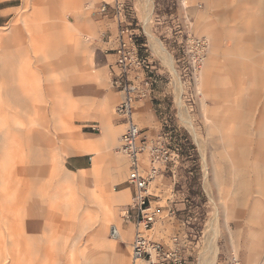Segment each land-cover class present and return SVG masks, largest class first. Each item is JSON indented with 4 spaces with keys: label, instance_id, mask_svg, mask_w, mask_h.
Listing matches in <instances>:
<instances>
[{
    "label": "rangeland",
    "instance_id": "rangeland-1",
    "mask_svg": "<svg viewBox=\"0 0 264 264\" xmlns=\"http://www.w3.org/2000/svg\"><path fill=\"white\" fill-rule=\"evenodd\" d=\"M103 2L0 0V264H130ZM126 11L163 73L135 114L170 152L149 185L153 238L188 232L192 264H264V0H126ZM194 40L206 44L198 66ZM77 146L84 171L67 163ZM111 224L129 235L111 238Z\"/></svg>",
    "mask_w": 264,
    "mask_h": 264
},
{
    "label": "built area",
    "instance_id": "built-area-1",
    "mask_svg": "<svg viewBox=\"0 0 264 264\" xmlns=\"http://www.w3.org/2000/svg\"><path fill=\"white\" fill-rule=\"evenodd\" d=\"M179 1L188 4V0ZM97 12L111 19L116 26L112 39L114 48L111 50L110 86L122 93V98L115 106V114L125 124L119 136L118 149L126 159V183L132 188L131 201L121 214L124 220L133 224L130 264H186L185 235L171 234L167 240L152 236L159 216L150 200L149 185L159 174L160 165L170 160V152L160 136L147 134L133 117L135 102L147 98L152 89V66L138 53L136 33L131 28L126 0L103 2ZM109 36L104 37L109 40ZM194 41L197 45L194 61L198 66L203 60L206 44L200 40ZM167 211L170 218L175 217L173 209Z\"/></svg>",
    "mask_w": 264,
    "mask_h": 264
},
{
    "label": "crops",
    "instance_id": "crops-1",
    "mask_svg": "<svg viewBox=\"0 0 264 264\" xmlns=\"http://www.w3.org/2000/svg\"><path fill=\"white\" fill-rule=\"evenodd\" d=\"M103 25L105 26V28L103 30L105 32V37H108L110 35L109 36V40H106L105 37L103 38L104 39L103 40V44L105 46L104 52H106V55L107 56H110L111 57V61L107 63V67H108V70H109V76H110V69H112V61H113V58H112L113 54L111 53V50L114 48V42L112 41V39H113V36H114V34L116 32V26L112 22L111 19L104 20V24ZM153 69L154 68H152L151 72L154 75L152 74L151 80H152V82H154L155 85L152 84V89L150 90L149 96L147 98H145L143 100H140V101H136L135 102V105H134L133 117H134V119H135V121H136L137 124H138V122H137V119L135 117V114L137 112V103H139V102H142V103H144V102H150L152 96L155 97L156 94H159L157 88H159V86H160V83L159 82H160L161 77L163 76V73L160 72L159 68H157L156 73L154 72L155 70H153ZM158 73H159V76H158ZM109 84H110V81H109ZM115 92L118 94V97H119L118 98V101H119L120 98H122V93H120L119 91H115ZM122 125L125 127L124 122L121 120V126ZM141 129L144 130L143 128H141ZM144 131L146 133H150L149 130H144ZM77 148L79 149L78 146H77ZM81 152H82L81 149H79V151H76L75 153H73L70 156H68L67 163L69 164L70 168L75 169L77 171H84L87 168L88 160L84 157L83 154H79ZM83 153H87L88 154L89 152H83ZM90 163L92 165V159L90 160ZM90 169H92V166L90 167ZM126 178H127V176H126ZM123 182L125 183L126 187H125V189H123L121 191V195L123 197H127L126 195H130V201H131L132 188L126 183V179ZM115 226L118 229H120L119 226H117V225H115ZM125 226L128 227V225H125ZM129 233L130 232H127L128 235H129ZM176 233H179L181 235H185L187 237V239H186V256H187V260L188 261L186 262V264H192L191 261H189V259H188L189 255H190V250L188 249V246H187L188 245V236H187L188 235V232H171L170 234L163 233L162 236L158 237V239L167 240L168 236H170L171 234H176ZM123 235L124 236L123 237L120 236V238L124 239L125 236H127L125 234H123ZM130 251H131V247H130Z\"/></svg>",
    "mask_w": 264,
    "mask_h": 264
},
{
    "label": "bare ground",
    "instance_id": "bare-ground-1",
    "mask_svg": "<svg viewBox=\"0 0 264 264\" xmlns=\"http://www.w3.org/2000/svg\"><path fill=\"white\" fill-rule=\"evenodd\" d=\"M179 1V0H178ZM180 2V1H179ZM185 3V2H184ZM180 4H182L181 2H180ZM182 5H184V4H182ZM104 36H105V32L103 31L102 32V37L104 38ZM200 53H202L201 51H200ZM202 58H203V56H202ZM93 76L94 77H96V78H98L99 77V74L98 73H95V74H93ZM118 144H119V140H118ZM210 144L211 145H216L215 144V141H212L211 140V142H210ZM117 150H118V152L120 153V151H119V149H118V145H117ZM217 157V156H216ZM219 161H220V159L217 157L216 159H215V161H214V164H213V166L211 165V167L210 168H208V171H209V175H210V179H211V181H212V183H213V185H215L216 187L219 185V181L221 180V172H222V167L224 168V165H221L220 163H219ZM119 166V165H118ZM117 166V163L114 161V166H113V171H114V173H119L118 171H119V167ZM231 169H233L232 168V166L231 167H226V170H227V173L229 174H231L232 172V170ZM230 174H229V176H230ZM250 179H249V181L250 182H255L256 180H258V175L257 174H255L254 172H252V171H248V175H247ZM99 222V221H98ZM101 227V226H100ZM100 227H99V229H100ZM97 230V229H96ZM111 232V233H110ZM116 232V233H115ZM127 232H129V231H125V232H122L121 231V229H118L115 225H113V224H111L110 225V227H109V233H110V236H111V238H113V239H119L120 238V236L121 237H123L124 235L123 234H125V235H128L127 234ZM121 239V238H120Z\"/></svg>",
    "mask_w": 264,
    "mask_h": 264
},
{
    "label": "trees",
    "instance_id": "trees-1",
    "mask_svg": "<svg viewBox=\"0 0 264 264\" xmlns=\"http://www.w3.org/2000/svg\"><path fill=\"white\" fill-rule=\"evenodd\" d=\"M131 28H132V30H134L132 25H131ZM135 42H136V45H137V49H138L139 55L144 57L145 59H147V56L145 54H143V50L145 51V45L143 43V40H142L140 34L136 33ZM152 84L154 85V82Z\"/></svg>",
    "mask_w": 264,
    "mask_h": 264
}]
</instances>
